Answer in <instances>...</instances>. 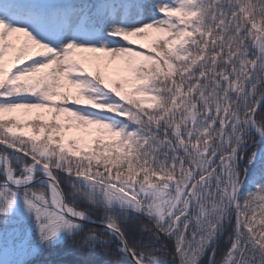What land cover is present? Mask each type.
<instances>
[{"label": "snow or ice", "instance_id": "6c2138e0", "mask_svg": "<svg viewBox=\"0 0 264 264\" xmlns=\"http://www.w3.org/2000/svg\"><path fill=\"white\" fill-rule=\"evenodd\" d=\"M0 264H264V0H0Z\"/></svg>", "mask_w": 264, "mask_h": 264}, {"label": "trees", "instance_id": "16d2710c", "mask_svg": "<svg viewBox=\"0 0 264 264\" xmlns=\"http://www.w3.org/2000/svg\"><path fill=\"white\" fill-rule=\"evenodd\" d=\"M145 239H147V235H145V237H144ZM224 245H223V243H222V245H221V254H223V251H224Z\"/></svg>", "mask_w": 264, "mask_h": 264}]
</instances>
